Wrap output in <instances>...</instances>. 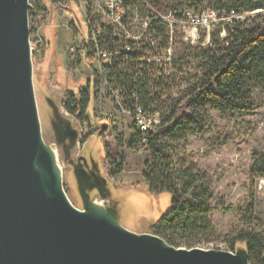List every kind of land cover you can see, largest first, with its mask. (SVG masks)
<instances>
[{
    "label": "rangeland",
    "instance_id": "374dc122",
    "mask_svg": "<svg viewBox=\"0 0 264 264\" xmlns=\"http://www.w3.org/2000/svg\"><path fill=\"white\" fill-rule=\"evenodd\" d=\"M138 1L146 8L140 3L132 7L139 11L129 17L133 26L143 24L150 13L146 1ZM28 2L38 4L28 11V29L40 135L56 154L66 198L81 211L90 203L102 202L114 211L123 228L137 234H153L151 225L171 208V194L149 192L143 173L145 162L151 159L150 150L141 143L135 148L128 146L136 140L132 116H118L113 122L98 113L97 65L87 59L91 42L82 6L76 0ZM169 2L161 0L156 10L166 12ZM110 23L104 20L105 25L111 26ZM217 30L200 27L196 33L191 25L184 24L170 48L166 46L155 57L149 56L155 59L157 74L163 73L162 78L167 80L160 110L171 111L179 97L188 95L200 72L198 50L209 43L206 34L210 38ZM216 34L224 37V33ZM82 89H88L91 98L85 122L61 106L65 92L78 94ZM117 89L114 84L103 88L105 109L112 108L116 99L124 101L122 92L111 93ZM252 101L255 108L244 114L206 108L199 126L191 128L184 140L166 143L173 157L172 168L183 164L199 171L211 189L213 232L196 248L226 251L234 231L264 226V176L252 177L254 161L259 160L258 166L264 162V90H254ZM106 153L110 165L105 160ZM110 169L115 177L109 174ZM251 199L254 207L249 212ZM233 252L245 253V244L237 242Z\"/></svg>",
    "mask_w": 264,
    "mask_h": 264
},
{
    "label": "water",
    "instance_id": "95a60500",
    "mask_svg": "<svg viewBox=\"0 0 264 264\" xmlns=\"http://www.w3.org/2000/svg\"><path fill=\"white\" fill-rule=\"evenodd\" d=\"M30 8L0 0V264H250L247 252L175 248L123 228L106 204L110 217L68 201L40 135Z\"/></svg>",
    "mask_w": 264,
    "mask_h": 264
},
{
    "label": "trees",
    "instance_id": "16d2710c",
    "mask_svg": "<svg viewBox=\"0 0 264 264\" xmlns=\"http://www.w3.org/2000/svg\"><path fill=\"white\" fill-rule=\"evenodd\" d=\"M148 8H157L161 0H145ZM39 3V1H38ZM146 8L135 0L130 8L137 4ZM35 9L38 4H30ZM222 4L216 5L220 7ZM223 6L244 11L261 9L262 13L248 16L243 20L232 21L229 24H218L216 33L210 36L209 43L198 50L200 60L199 75L187 96L177 99L169 112L160 110L161 98L167 91L166 79L163 73L158 75L154 60L139 63L140 55L118 57L113 66L108 69V82L121 89L123 106H129L132 98L146 113H158L160 125L152 132L142 133L135 129L136 140H131L128 146L135 148L141 143L150 150V162H145L144 180L151 194L168 191L171 194V208L162 213L151 225L153 234L159 236L168 245L178 248L182 245L187 249L194 247L206 239L213 232L210 222L211 189L203 174L193 168L178 164L173 169L172 154L166 143L171 140H184L191 128L198 127L206 108L221 113L244 114L250 113L255 105L252 101L254 90H264V0H224ZM168 7V5H167ZM40 10V9H39ZM30 15V12L29 14ZM151 24L164 30V23L154 19ZM104 35L99 44L106 49L113 50L124 45L122 36L114 34L112 28H104ZM153 35V32H152ZM149 36V35H148ZM156 38V37H155ZM157 40V39H156ZM147 39L141 45L142 50L149 56L155 55V50H163L168 39L164 37L151 47ZM92 47V44H89ZM162 45V47H161ZM91 64L92 52L87 54ZM88 89H82L75 94L67 91L61 99V106L73 117L85 122V110L90 102ZM98 117V116H97ZM104 118V116L102 117ZM114 122L116 116L106 117ZM137 148V147H136ZM108 163L109 155L105 154ZM120 162L123 158L120 157ZM111 161L109 160V164ZM259 160L254 161L252 177L264 176V162L258 166ZM121 171V170H120ZM119 171V172H120ZM111 177L116 173L109 170ZM254 201L248 204V211L252 212ZM245 244L248 262L262 264L264 256V226L256 230L253 227L242 228L233 232L229 243V251H234L235 244Z\"/></svg>",
    "mask_w": 264,
    "mask_h": 264
},
{
    "label": "built area",
    "instance_id": "2783aa9c",
    "mask_svg": "<svg viewBox=\"0 0 264 264\" xmlns=\"http://www.w3.org/2000/svg\"><path fill=\"white\" fill-rule=\"evenodd\" d=\"M76 1L83 8L85 22L88 33L90 34L89 42H91L92 47H90L87 53L92 52L93 60L97 65L96 79L98 83L97 89L99 91L97 109L99 115L104 117L119 116L122 119L132 116L134 125L144 134L154 131L160 124L158 113H146L137 103L134 96L129 106H123L117 99L110 109H105V104H103L105 100L103 88L109 87L108 69L114 65L116 58L128 57V54H135L140 55L138 57L139 63L155 60L148 59V54L142 50L141 45L146 39L148 41L147 43L151 44V47H155L156 42L159 40L162 41L166 37L168 39L166 46L170 48L174 43V38H176L177 33L181 32L180 28L184 24L191 25L197 33V29L200 27H205V30L209 27L210 30L214 25L221 23L229 24L238 18L243 20L248 16L263 12L261 9L241 12L235 8L223 6L224 0H170L166 12H158L155 8L150 7V13L146 17L145 22L140 26H133L131 24L132 19L129 17L133 12L138 15L139 11L131 8L128 10V8L134 4L135 0ZM219 4H222V6L216 7ZM105 19L111 21V26L104 24ZM154 19H159L165 24L163 31L151 24V21ZM105 27L112 28L115 35L119 33L122 36L124 43L122 47H116L110 50L99 44L98 40L104 35ZM191 36V38H194L195 33L193 32ZM206 39L209 40V34H206ZM160 51L155 50L154 57ZM115 92L120 93L122 91L120 88L111 90L112 94ZM145 139L146 137H143L141 143H144Z\"/></svg>",
    "mask_w": 264,
    "mask_h": 264
},
{
    "label": "bare ground",
    "instance_id": "6f19581e",
    "mask_svg": "<svg viewBox=\"0 0 264 264\" xmlns=\"http://www.w3.org/2000/svg\"><path fill=\"white\" fill-rule=\"evenodd\" d=\"M44 148L50 154V157L52 159V164H53V171L55 173V176L57 178V181H59V179L61 178V168H60V165L57 162L56 154H55V152H54V150L52 148H49V147L48 148L44 147ZM91 210L93 212L97 213V214H100L101 216H106V217L109 216L108 211L106 210V206L102 202L101 203L93 202V204L91 205Z\"/></svg>",
    "mask_w": 264,
    "mask_h": 264
}]
</instances>
